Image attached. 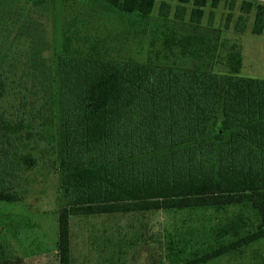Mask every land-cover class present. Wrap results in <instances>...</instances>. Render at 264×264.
<instances>
[{"label": "trees", "instance_id": "1", "mask_svg": "<svg viewBox=\"0 0 264 264\" xmlns=\"http://www.w3.org/2000/svg\"><path fill=\"white\" fill-rule=\"evenodd\" d=\"M63 2L117 15L122 32L110 42L72 15L62 27L55 67L44 57L50 42L43 17L51 0H0V202L22 201L32 183L28 172H59L65 203L58 215L59 264H72L73 216L226 206L257 216L253 229L239 214L219 231L230 237L227 243L178 264H206L263 239L264 80L238 76L236 46L223 58V84L201 67L162 63L172 54L211 65L218 46L207 35L169 30L152 37L147 63L122 60L109 43L126 44L139 25L143 30L157 0ZM207 4L161 0L157 15L168 21L173 12V20L189 16L199 25ZM253 10L252 33H263L264 5L251 2L242 4L237 32L246 30ZM22 87L30 101L24 94L18 107L7 108L8 96Z\"/></svg>", "mask_w": 264, "mask_h": 264}, {"label": "rangeland", "instance_id": "2", "mask_svg": "<svg viewBox=\"0 0 264 264\" xmlns=\"http://www.w3.org/2000/svg\"><path fill=\"white\" fill-rule=\"evenodd\" d=\"M160 1L157 0L156 13L144 22L145 32L139 25L137 33L126 44L109 43L119 59L147 63L152 56L149 52L152 37L163 38L169 30L180 34H202L213 38L218 46L211 65L172 54L161 59L162 63L183 70L201 67L218 74L223 84L227 76L223 58L231 45H235L242 55L238 76L264 80V31L261 35L252 33L255 11L249 15L244 32L235 30L243 2L257 6L264 5V0H218L216 8L212 7L213 0H208L199 25L191 24L189 16L184 22H177L173 20V12L168 21H162L157 15ZM51 4V11L43 17L50 42L44 57L55 67L61 51L62 27L72 15H79L81 24H86L89 32H96L110 42L122 32L117 15H103L101 11L83 7L77 10L78 6L63 0H51ZM176 4L175 1L173 6ZM187 7L189 14L191 5ZM28 93L25 87L21 94L13 90L6 107H18L24 94L30 101ZM27 176L32 183L22 201L0 202V244L4 251L0 255V264H59L58 215L65 204L59 172L41 169L28 172ZM239 214L254 229L257 216L253 210L239 206L73 216L70 219L72 264H178V260L196 251L227 243L230 237L220 236L219 231ZM206 264H264V238Z\"/></svg>", "mask_w": 264, "mask_h": 264}]
</instances>
